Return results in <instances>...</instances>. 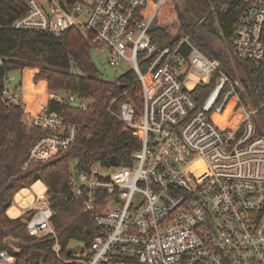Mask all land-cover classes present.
Segmentation results:
<instances>
[{"label": "built area", "instance_id": "obj_1", "mask_svg": "<svg viewBox=\"0 0 264 264\" xmlns=\"http://www.w3.org/2000/svg\"><path fill=\"white\" fill-rule=\"evenodd\" d=\"M164 2L26 0L27 11L14 28L53 34L75 29L92 47L108 51L115 71L121 61L132 65L122 75L137 76L139 102L133 99L135 87L126 86L119 96H110L107 111L127 129L141 130L142 141L130 164L97 163L91 171L72 176L73 197L95 215L100 227L90 246L75 243L65 254L53 226L49 192L19 191L20 218L30 236L53 238V252L67 264H264V134L258 132L259 108L246 103L242 82L190 35L152 41ZM219 2L222 12L231 5L243 7L230 43L239 60L260 66L264 0H218L208 13L215 19ZM190 74L199 82H188ZM200 85H213L201 104L194 94ZM67 97L86 109L87 102L73 94ZM63 99L49 92L32 112L22 87L6 85L2 101L21 105L30 126L48 131L30 148L25 168L75 142L81 126L66 122L48 106L49 100ZM106 168L111 172L104 173ZM0 264L31 263L15 251L0 249Z\"/></svg>", "mask_w": 264, "mask_h": 264}, {"label": "trees", "instance_id": "obj_2", "mask_svg": "<svg viewBox=\"0 0 264 264\" xmlns=\"http://www.w3.org/2000/svg\"><path fill=\"white\" fill-rule=\"evenodd\" d=\"M217 2L165 0L151 31L152 41L163 43L182 34L190 35L207 55L219 59L232 77L238 74L244 85L243 99L248 105L259 108L258 132L264 134V62L256 66L237 58L230 38L243 7L231 5L228 11L222 12L219 2L215 19L208 13L211 3ZM26 11V0H0V249L15 251L31 264H67L53 252V238L30 236L25 222L20 217H10L7 210L19 191L41 180L48 187L55 211L53 226L65 254L68 255L66 249L74 243L90 246L100 227L95 215L86 212L81 201L73 197L72 176L91 171L97 163L111 166L113 155L117 156L120 165L132 162L133 153L141 146L142 131L127 129L107 108L110 96L120 95V83L127 88L135 87L132 94L137 102L140 87L134 72L120 76L118 83L103 78L91 57L89 39L78 30L53 34L14 28V22ZM204 16L205 20L198 24ZM216 40L226 42L228 54L222 55L215 49L213 43ZM28 67L39 69L33 78L36 83L46 80L50 92L64 95L62 101H48L50 111L60 113L66 122L79 124L81 128L67 150L47 161L30 162L25 168L30 148L48 131L40 126H30L24 108L5 103L2 97L9 72ZM30 75L31 71L25 74V89L29 96L38 91L32 86ZM212 88L213 85L197 86L194 94L199 104ZM69 94L87 102L86 109L70 103ZM34 100L31 96L29 108ZM8 239L18 241L19 245L13 246Z\"/></svg>", "mask_w": 264, "mask_h": 264}, {"label": "rangeland", "instance_id": "obj_3", "mask_svg": "<svg viewBox=\"0 0 264 264\" xmlns=\"http://www.w3.org/2000/svg\"><path fill=\"white\" fill-rule=\"evenodd\" d=\"M42 1H45V0H42ZM213 44H214L215 49L218 50L222 55L228 54V50H227L228 46H227L225 41L216 40V41H214ZM91 57H92L94 63L96 64V66L99 68L102 77L107 79V80L116 81L123 73H125V72H127L133 68L131 64L121 61V65H120L121 68L119 70L115 71L113 69V67L110 66V64L108 62V59H107L108 51L105 48L103 50H99L96 47H92ZM0 65H1V58H0ZM28 68H30V67H28ZM239 73H241V72H239ZM24 78H25V76L20 70H12L9 72V78L7 79L6 85L8 87H11V88H15V86H17V85H20L21 87H23ZM234 78L237 79L239 81V83L241 81L243 84V81L241 80V78L239 77L238 74L236 76H234ZM188 80H189L188 82L196 84L199 82L200 78L197 75L190 74L188 76ZM33 81H34V79H33ZM40 81H38L37 83L34 81V83H35L34 86L32 84V86L36 90H38V91H35L34 95L36 94L35 96H38V95H41V96L46 95L47 96V94L50 91H49V89L45 83H43V84H45L44 86H41L42 83L40 84ZM241 91H243V90L241 89ZM23 92L25 93V89H23ZM242 93H244V91ZM103 172L106 174L110 173L111 169L110 168L103 169ZM28 189L30 191L36 193V194L48 192L47 185L41 180L35 181L33 184H31L28 187ZM7 213L12 218L20 217L19 194L14 197L13 205L7 210Z\"/></svg>", "mask_w": 264, "mask_h": 264}, {"label": "crops", "instance_id": "obj_4", "mask_svg": "<svg viewBox=\"0 0 264 264\" xmlns=\"http://www.w3.org/2000/svg\"><path fill=\"white\" fill-rule=\"evenodd\" d=\"M20 71L24 74V76H25L27 71H31L30 81H31V83L34 86L35 83L33 81V77H34L35 73L38 71V69L37 68H25V69L20 70ZM41 83H45L47 85V82L45 80H41L40 84ZM23 89H25V78H24V84H23V87H22V98H23L24 102L27 104V110H29V111H32V112L36 111L38 104L40 102H45L47 100V96L46 95H44V96L43 95L42 96L41 95L35 96L36 94L34 95V93H31L32 98H34L35 100H34V104L29 108V106H28V101L29 100L28 99H30L31 96H29V98H28V96H26V89H25V93L23 92Z\"/></svg>", "mask_w": 264, "mask_h": 264}, {"label": "water", "instance_id": "obj_5", "mask_svg": "<svg viewBox=\"0 0 264 264\" xmlns=\"http://www.w3.org/2000/svg\"><path fill=\"white\" fill-rule=\"evenodd\" d=\"M120 87H121L122 89H124L126 86L122 84ZM111 164L114 165V166L119 165L118 158H117L116 155H113V156L111 157ZM7 242H9L10 244H12L13 246H18V245H19V242L16 241V240H13V239H8Z\"/></svg>", "mask_w": 264, "mask_h": 264}, {"label": "bare ground", "instance_id": "obj_6", "mask_svg": "<svg viewBox=\"0 0 264 264\" xmlns=\"http://www.w3.org/2000/svg\"><path fill=\"white\" fill-rule=\"evenodd\" d=\"M26 96H28V98H29V95H28L27 91H26ZM28 100H29V99H28Z\"/></svg>", "mask_w": 264, "mask_h": 264}]
</instances>
